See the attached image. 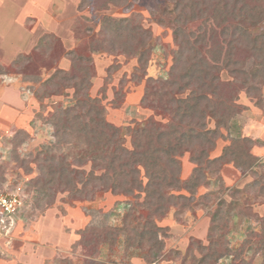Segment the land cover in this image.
<instances>
[{
    "label": "trees",
    "instance_id": "1",
    "mask_svg": "<svg viewBox=\"0 0 264 264\" xmlns=\"http://www.w3.org/2000/svg\"><path fill=\"white\" fill-rule=\"evenodd\" d=\"M164 1L171 4L161 15L171 18L172 64L162 81L147 78L141 103L164 117L165 123L151 118L137 128L109 123L100 100L89 96L93 77L90 58L74 52L68 55L70 69L54 71L39 97L60 96L64 88L74 90L70 106L58 102L51 115L43 118L53 129L54 142L34 157L38 176L28 186L37 193L36 201L52 200L58 192L83 201L109 192L126 197L130 205L121 225L88 227L80 232L76 245L89 257L81 264H105L108 260L98 261L99 249L106 246L108 259L119 243L125 252L133 251L131 255L144 263L155 264L164 249L155 218L165 215L172 204L194 202V196L174 192L194 195L205 183L206 174L215 175L224 164H232L242 174L261 167L262 173L255 172L253 183L244 192L254 200L263 199L260 202L264 204V161L252 154V137H231L221 155L210 158L217 139L223 137L220 129L229 135L230 123L244 107L238 104L240 92L256 107H264V0ZM110 4L125 10L130 6L128 0H80L78 10L96 11ZM141 20L137 13L118 20L105 18L108 42L104 47L137 58V69L145 76L153 50L148 46L152 34L142 27ZM156 22L165 26L162 17ZM256 29L259 31L254 33ZM17 57L22 60L27 56ZM250 65L253 71L248 69ZM7 73L0 65V76ZM223 73L229 80L221 78ZM210 122L214 128L208 127ZM127 137L129 147L124 146ZM185 153L194 168L182 181L178 158ZM85 163L91 166L88 172L79 169ZM218 206L219 214H214L207 236L209 243L201 248L200 263L210 257H231L235 263L246 247L253 257L264 258V214L255 218L261 232H248L239 248L233 249L227 240L230 219L224 216L225 203ZM133 222L136 225L131 226ZM60 264L71 262L65 258Z\"/></svg>",
    "mask_w": 264,
    "mask_h": 264
},
{
    "label": "rangeland",
    "instance_id": "2",
    "mask_svg": "<svg viewBox=\"0 0 264 264\" xmlns=\"http://www.w3.org/2000/svg\"><path fill=\"white\" fill-rule=\"evenodd\" d=\"M128 2L127 10L110 4L106 9L79 11L80 0H0V65L8 72L0 76V93L13 89L18 96L16 98L11 90L7 95L12 102H0V184L17 193L23 203L12 225L0 229V264H60L65 258L71 264H81L89 258L84 249L76 245L83 229L123 223L130 205L122 195L105 192L83 201L72 200L67 193L58 192L52 200L39 204L37 193L30 190L28 182L38 176L34 157L43 146L54 142L53 129L43 118L51 115L58 102L63 106L73 103L72 88H64L60 96L39 98L44 92V83L54 71L70 69V52L90 58L93 77L89 96L100 100L109 123L137 128L150 118L166 122L164 117L142 106L141 98L147 78L162 81L167 78L172 64L171 52L175 46L169 24L171 18L161 15L171 4L164 0ZM131 13L140 14L142 27L149 28L152 34L148 46L153 50L145 76L137 69V58L126 56L117 48L104 47L108 42L103 29L105 18L118 20ZM160 17L165 26L156 22ZM18 55L27 57L21 60L17 59ZM248 69L254 70L251 65ZM221 78L229 80L224 73ZM19 98L20 108L15 102ZM238 104L244 106L241 113L230 123L229 135L220 129L223 137L217 139L210 158L221 155L231 137L249 136L255 140L252 154L263 162L264 107H256L244 92L239 93ZM208 127L214 128V123L210 122ZM124 146H130L128 137ZM178 159L180 179L184 181L194 165L186 153ZM83 160L88 158L83 157ZM90 167L85 163L79 169L88 172ZM262 171L258 167L254 172L242 174L232 164H224L215 175L206 174L205 183L194 195L189 191L174 192L194 196V202L172 204L165 215L155 218L164 243L162 257L155 264H201V248L209 243L207 236L219 202L225 203L224 216L230 219L227 240L231 248H239L248 232L260 233L255 218L264 214V204L260 202L263 199L254 200L244 191ZM235 191L239 193L234 194ZM203 195L208 197L201 199ZM134 225L136 223H131ZM99 250L98 261L108 260L105 264H146L131 255L133 251L125 252L122 243L117 244L108 259L106 246ZM240 260L246 264H264V258L253 257L248 247L235 263L231 262V257H210L205 264H241Z\"/></svg>",
    "mask_w": 264,
    "mask_h": 264
},
{
    "label": "built area",
    "instance_id": "3",
    "mask_svg": "<svg viewBox=\"0 0 264 264\" xmlns=\"http://www.w3.org/2000/svg\"><path fill=\"white\" fill-rule=\"evenodd\" d=\"M23 207L20 196L0 184V229L10 226Z\"/></svg>",
    "mask_w": 264,
    "mask_h": 264
},
{
    "label": "crops",
    "instance_id": "4",
    "mask_svg": "<svg viewBox=\"0 0 264 264\" xmlns=\"http://www.w3.org/2000/svg\"><path fill=\"white\" fill-rule=\"evenodd\" d=\"M13 92H15L13 89H11ZM11 90H2V92L0 93V102H2V101H6V102H12L11 100H13L11 97H9V95H7V93L9 92V91H11ZM16 94V95H15ZM15 97L17 98L18 96H17V93L15 92ZM15 101V100H14ZM15 102H17V107L18 108H20V106H22V101H21V99L19 98V101H15Z\"/></svg>",
    "mask_w": 264,
    "mask_h": 264
}]
</instances>
